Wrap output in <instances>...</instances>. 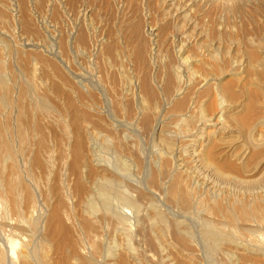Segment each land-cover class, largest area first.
Masks as SVG:
<instances>
[{"label": "rangeland", "instance_id": "374dc122", "mask_svg": "<svg viewBox=\"0 0 264 264\" xmlns=\"http://www.w3.org/2000/svg\"><path fill=\"white\" fill-rule=\"evenodd\" d=\"M171 1L168 0L166 3V0H0V58L2 60H0V76L4 74L2 77H4L8 83L7 86L10 88L9 96L13 99L14 103L9 107L7 105H2L4 103L0 101V124L6 125L7 128L11 126L9 128L15 131L19 125V127L24 129L25 136L28 138H26L27 142L23 144H18L19 142L16 141L17 144H15L17 148L21 146L18 149L19 155L16 160L19 163L18 165H21L20 169H22L24 173V178L28 174L27 177L29 179L25 178L24 181L26 183L29 182V184H27L29 187L33 185V187H31L33 189L32 192L35 194L34 196H36L34 197V199H36V211H34L36 214L33 213V217L36 216V218H39L38 216H40L38 220L39 227L43 231L47 229V217L50 213L49 210L51 211L53 206H59L63 217V223L58 227V235H55L57 238L52 246L46 247L47 245L39 244L40 242H38V239L34 240H37L32 244V247H35V256L38 255L36 256V264H80L76 260L74 261L72 258H68V254L61 249L62 245L68 243L69 245L67 244V246L72 253L77 251H79V253H86L96 251L100 241V237L98 236L99 233L94 229H87V227H85L84 220L89 216L88 214L84 215L85 213H81L84 219L81 214H79L76 197L71 194L69 195L65 191L63 192L60 186L63 182L67 183L68 181L73 182V180H75V177L67 169L66 160H63V162L61 160L64 155V158L66 154L68 155V150L66 149L68 143L67 139L69 140L70 138V132L72 131L71 123H73L74 119L78 120L80 123H84L88 120L87 123L90 124L89 127L92 125L91 129L96 127L92 129L93 131H102L104 133L101 132L103 135L107 134V136L109 135L110 137V140H108L109 142L104 141L105 139L103 136H98L99 139L97 138V140L95 138V142L94 140L92 141V139L86 141V147L88 149L87 154H89V149H92L94 153L93 160H91L93 167L101 162H106L105 164L112 168L115 167L114 169L117 172L121 171V185L116 184V186H113L114 188L111 187V189L106 190L105 195L108 197L107 203L119 208L121 204L118 202V195L115 193H118L117 191H119V188H122V186L126 188L129 181L136 184L135 186L138 187L137 189H140L138 191L142 192L143 195L145 192V195H142V197L136 193V196L141 201L145 202L146 200L151 202L150 205L152 208H148L147 210L142 208V215L140 213L141 211L139 212L138 217L142 216L141 221H136V219L131 218V216L129 218L130 222L128 221V224L130 226L127 225V228H130L128 229L129 247L132 249L131 252L135 251L134 253L136 255L133 254L137 258L135 260H129L128 258L127 264H264V254L262 253L261 255V252L257 251L259 247L263 246L262 248H264V213L259 214V219L256 217L248 218L249 220L245 222L247 224L244 223V226H238V224L236 226H228V231L235 236L237 235V238L239 237L243 243H241L242 245L237 244V247L235 244H231L229 247L228 244L224 243L221 244V248L219 247L220 249H218L217 247H212V240L214 239L213 241H215L213 236L216 235L217 232L205 225L203 210L197 204L199 200L200 203L204 204L207 200L206 198L215 199V196L216 199H219L223 197L225 195V193H223V188L228 186L231 191L234 190L235 193L238 192L239 195L243 194L240 193L243 192L242 188L229 184L225 185L219 182L214 188L207 190L208 188L198 187L195 180L193 181L195 183L191 180L190 186L194 187L196 184L197 190L195 191L199 195L197 196L196 194V201L194 200V202H192V206L183 209L175 204L174 201L168 199L166 194V179H163L164 183L162 182L163 180H161L162 184H160V182L158 183L159 185H154V183L150 181L155 170L154 166L156 167L155 164L157 163L158 153L161 151L158 136L154 131L156 126L161 123L165 124L166 122V124H170V122L168 123L167 121L173 118L168 109L172 107L173 101L165 98L160 100L159 98V107L162 111L160 113L151 114L148 120L152 130L148 125L149 123H146L147 125L145 124V117L147 116H145L144 112L142 113L140 111L138 99V86H140L143 76H147L151 87L155 89L154 91H159L162 86L160 80L162 81L166 72H164V70L168 69L167 67H169L170 64L175 63L179 56L184 57L188 53L190 55L200 53L205 59H209L208 55V57L205 56V47H202L200 51L197 45H193L191 38L188 39L185 37V34L191 32V28L187 27L189 23L194 24L198 31L200 30L201 32L203 30L200 35V40L204 41L205 39V43L214 42L215 44L216 48L213 50V53L216 58L214 57V62L212 63L213 72L215 73V79L213 81H221L222 83L225 82V84L226 82L228 84L231 83L230 85L232 87L235 85L233 87L235 91L242 90L245 87H248L251 91L254 88L260 89L259 87H262L261 89L263 90L264 0ZM170 4H172L173 9ZM175 6L176 8H174ZM181 7H183V9ZM167 8L171 9L170 12L172 14H170ZM173 10L177 11L174 12ZM175 15L182 16V19ZM180 19L185 21L183 23L188 24H183ZM173 21L175 23L177 22L176 26ZM197 22H199L198 24L200 25H198ZM132 24H136L137 26ZM185 25L187 26L185 27ZM134 26L138 28L137 32L133 33L135 37L130 30ZM148 26L155 29L157 31L155 32L158 34L156 37V51L154 50L155 54H153L150 59L146 56V58H148V64L142 67L137 63L136 53L138 48H143L145 50V55L148 54V44L150 40L149 36L143 32ZM176 31L180 32L177 33ZM174 32L175 34L177 33V36ZM129 34L132 39H130ZM159 36L160 38H158ZM215 40L221 43H215ZM181 44L185 46V50L193 48L191 51L188 50V53L187 50L185 51L186 53L184 51L181 53V51L179 52ZM157 47L160 48L158 49ZM176 48H178V51ZM194 49H196L195 52L193 51ZM116 50L119 51V53ZM248 51L258 56L252 61L255 65H260H256V71L251 70V72H249L250 69L249 71L247 70L249 66H247V64H249L247 62H250L247 60L248 57L246 53ZM167 58L171 59L170 64L168 62L169 60H164ZM172 58L174 60L176 58L175 62ZM153 59L156 60L154 61ZM121 60L124 62L123 65L126 68H124V70H126V75L128 78L130 77L131 85L129 88L125 86L126 83L119 72ZM215 68H218V70ZM261 71L263 74L258 73ZM254 72L255 74H253ZM160 73L163 76H161ZM159 76L161 78H159ZM247 81L250 82L247 84ZM29 84L32 88L31 91H28L20 100L18 96H20L22 92V87ZM251 85L253 88H251ZM29 93L31 97L28 95ZM91 94L94 100H92L93 98H89L92 97ZM42 97H45L46 100L44 98V101ZM38 98L47 102L46 104L44 103L46 106L48 105L47 110L39 108L40 106L37 107ZM16 99L19 104L15 102ZM221 100L223 101V98H221ZM238 100L235 102L236 107L229 106L230 104L227 103L228 101L223 104L230 110L232 109L235 110V112H240L242 104L245 102V97L240 94ZM260 100H262V98ZM164 115H167L165 119L163 118ZM49 117L51 118L49 119ZM15 119H17V121ZM163 119L165 121H163ZM143 120L144 122H141ZM16 124L18 125L16 126ZM13 126L16 127L14 128ZM257 129L254 134H262L264 132V127L259 126ZM128 147L133 149V151ZM44 149L45 155L43 154ZM37 150L41 152L43 159H48L49 156L52 155V160H49L50 158L47 160L48 164L49 161H52L49 164L52 168L49 165L45 170L34 167L32 162L37 154ZM131 152L133 154H131ZM94 159L96 161H94ZM98 161L99 163H97ZM171 161L174 162L173 159ZM8 164L9 163H6V165H4L3 177L5 174L11 175V172L8 173L10 171V166ZM49 167L51 171H46ZM7 177L11 178L12 176ZM251 189L254 190L253 192H257L256 194H258L259 189V193H261V190L264 189V182L244 191L250 193L252 192ZM23 191L21 190L19 192V198L21 203L24 204L23 197H25V191L24 193ZM220 194L222 195L220 196ZM199 197L201 199H199ZM202 200H204V202H201ZM2 201L1 199L0 221L3 219V216H5L4 209L2 211L4 207V202ZM194 203L197 205H194ZM145 213H150L148 215H151L154 221L158 222L154 228H150L148 223L149 216ZM157 214L159 217H157ZM144 216L148 217L145 218ZM161 219L164 221L163 226L165 228L164 233L158 235V229L162 226V222H160ZM176 222L178 223L176 225H178L182 231L186 232V239L184 241L180 242V239L178 240L177 237L175 238L173 226ZM164 223L167 224L165 225ZM231 227H233V230ZM248 228H250V230ZM154 229L158 237L154 233ZM6 232L8 231L0 226V248H6L7 250V255L9 256L5 259L7 264H19L18 252L22 247L21 242H23V240L17 238V236H11L9 232ZM150 232L154 234L152 233L153 235H151ZM214 232L216 233L214 234ZM210 233H212V235ZM210 237H212V239ZM103 238V241H107V245H105L104 242L102 246H109L110 248L108 247V250H112L113 255L110 254L111 251L109 252L107 250V253L106 248L100 246L99 253L98 251H96L97 253L95 252L98 255L97 264H103V262L106 261L110 264H121L122 261H120L121 259L119 258L123 256V254L127 257V252L125 251L123 253L124 250L122 249V247L125 246L123 243L125 238L123 236L114 237V235L110 233L108 236H101V239ZM109 238L110 241H112L111 243ZM119 239L123 241L120 242ZM113 241H116V244ZM158 242L164 246L162 250H159ZM163 243L165 245H163ZM101 248L105 250L102 251ZM223 248L228 249L231 253L233 252L235 256L226 253ZM22 249L23 248H21V250ZM103 252L105 254H103ZM5 260L3 261L4 264H6Z\"/></svg>", "mask_w": 264, "mask_h": 264}, {"label": "bare ground", "instance_id": "6f19581e", "mask_svg": "<svg viewBox=\"0 0 264 264\" xmlns=\"http://www.w3.org/2000/svg\"><path fill=\"white\" fill-rule=\"evenodd\" d=\"M167 1L168 0H166V3H167ZM171 3H172V1H171ZM172 4H170L171 8H172ZM178 4H180V3H178ZM167 5H166V7H167ZM183 7H185V6H183ZM183 7H181V8L183 9ZM162 8H163V6H162ZM174 8H176V6ZM170 10L171 9L169 8L168 11L170 12ZM179 10H178V12H179ZM173 11L176 12L177 10L176 11L173 10ZM170 14H172V13L170 12ZM186 15H187V13H186ZM175 16H177V15H175ZM184 18H186V17H184ZM186 19H188V18H186ZM171 20H173V19H171ZM174 20H176V19H174ZM184 20L183 21L181 20V22L182 23L185 22ZM186 22H188V21H186ZM176 23H175V26H176ZM178 23H179V21H178ZM198 23L199 22H197V24ZM183 24H188V23H183ZM132 25H136V24H132ZM198 25H200V24H198ZM136 26H134V27H132V29H130L132 31L133 36H134L133 33L137 32V29H138ZM186 26L187 25H185V27ZM187 27L191 28V32H189L188 34H185V37H187L188 39L191 38L193 41V45H197V47L200 48V51L202 50V47H205L204 48L206 51L205 56L206 57L209 56V59L208 58L205 59V57H203V55H201L200 53L190 55L188 53V50L191 51L193 47L191 49H188V50L186 49L187 53H188V54H186V56H184V57L179 56V58H177L176 62H175L176 58H175V60L172 58V60H174V62H175V63H172L173 65L170 64L171 59H168V58L164 59L165 61L169 60L168 62L171 66L169 65V67H167L168 69L164 70V72L166 71L164 76L160 73V75L163 76V78H162V81L160 80V82L162 83V86L160 85L161 89L159 91H154L155 89H153V87H151L147 76H143V78L141 80L142 82H141V84L139 83L140 86H138V99H139V107H140L139 109L142 113L144 112L145 116H147V117L144 116L145 120H146L145 124L149 123L148 120L150 119L151 114L160 113L162 111L161 108L159 107L160 106L159 98H160V100L162 98H165L167 100L173 101L172 107L170 109H168V110H170L169 113L171 114V116L173 118L172 120H170V118H169L170 121H167L168 123L170 122V124L168 125V124H166V122H165V124L161 123L158 126H156V129L154 131V132H156V134L158 136V142H159V146L161 145V151L158 153L157 163L155 164L156 167L154 166L155 170H154V172L150 178V181H152L154 183V185H156V184L160 183L161 180L166 179L167 180L166 194H167L168 199L171 201H174L175 204L179 205L183 209L187 208L188 206H192V202H194V200L196 198L195 196L197 193L195 190H197V188H196L197 186L203 187V188L206 187V188H208L207 190H209L211 188H214V186L220 182V183L225 184V185L229 184V185H234L235 187L238 186V187L242 188L243 192H240V193H243V194L239 195L238 192L235 193L234 190L231 191L229 189L230 188L229 186L228 187L225 186L226 188H223L224 189L223 193H225V195L223 197L216 199V197L213 195L215 199L206 198L207 200L204 204L200 203V200H199V202L197 201L198 203L196 202L199 205V207L203 210V213L205 216L204 221L206 223L205 225L214 229L217 232V234H216L217 236L216 235L213 236V238H215V241H213L214 239L212 240V247H217L218 249H220L221 244H224V243L228 244V246L231 244H235V246L237 247V244L242 245L241 243H243V242L241 241V239H239V237L237 238V235L235 236L233 233L228 231L227 227L228 226H234V225L236 226L237 224H238V226L239 225L244 226V223L247 220H249L250 217L258 218L260 213H264V189L261 190V193H259L260 190L258 189V191H259L258 194H256L257 192H253L254 190H252V189H251L252 192H250V193L248 191H244V190H249L250 188L254 187L255 185H258V184H261L264 182V134H263L264 132L262 134H259V133L254 134L257 127H259V126L264 127V100H263L264 99V89L262 90L261 89L262 87H259L260 89L254 88L255 90L253 89L251 91L248 89V87L247 88L245 87V85H246V82H245V85H244L245 88H243L242 90H239V91H235V90H233V87L235 85L232 87L230 85L231 83L228 84L226 82V84H225V82L222 83L221 81H216V82L213 81L215 79V73L213 72L214 69L212 68V63L214 62V57H215V55L213 53V50H215V48H216L215 44H214V42L213 43H211V42L205 43V39H204V41L200 40L201 39L200 35H201V32L203 31L202 27H201L202 28L201 32H200V30L198 31L196 29L195 25L192 23L191 24L189 23ZM198 27H200V26H198ZM155 31L156 30L153 29L151 26H148V27H146V29L143 30V32H145V34L149 36L150 43L148 44L149 47L147 46L148 47V54H146V55H145V50L143 48L137 49V53H136L137 63L142 67H144L148 64V58H146V56L149 57V59H150V57L153 54H155V51H156L155 47H156V42H157L156 37L158 35L156 33L157 31L156 32ZM158 32H159V30H158ZM178 32H180V31H178ZM181 33H183V32H181ZM174 34H175V32H174ZM212 36H214V35H212ZM129 37H130V34H129ZM180 37H181V35H180ZM182 37H184V36H182ZM158 38H160V36ZM172 38H174V37H172ZM130 39H132V38L130 37ZM209 41H210V39H209ZM215 41H216L215 43L220 42V41L218 42V40H215ZM182 45L183 44H181V46L179 47V52L181 51V53H182V51H184V52L186 51L185 46H182ZM186 47H187V45H186ZM220 47H221V45H220ZM218 48H219V46H218ZM177 49L178 48H176V50ZM247 49H249V48H247ZM195 50L196 49H194L193 51L195 52ZM251 51H248L246 53L247 57H248L247 60L250 61V62H247V63H249V64H247V66L249 65L248 69H247L248 71L250 69L249 72H251V70L256 71L257 66H260L258 64H256L257 65L256 66L254 63H252V61L255 58H257L258 56L254 55L252 53L253 51L252 52ZM117 52L119 53V51H117ZM159 52H160V50H159ZM178 54H180V53H178ZM127 57H129V56H127ZM164 58H166V57H164ZM0 60H1V58H0ZM153 60L155 61L156 59H153ZM1 61H0V72H1ZM158 61H159V59H158ZM123 63L124 62L122 61L119 65V72L121 74V77H123V79L126 83L125 86H127L129 88L131 85V81L129 79L130 77L128 78V76L126 75V72H125L126 70H124L125 67H124ZM244 66H245V64H244ZM216 70H218V68ZM164 72H162V73H164ZM216 72H218V71H216ZM144 73H146V72H144ZM258 73L263 74L262 71L258 72ZM253 74H255V72ZM3 75L4 74H2V76ZM2 76H0V101H2V103H4L2 105H5V106L7 105L10 107V105L12 106L14 104L13 99H11V97L9 96L10 88L7 86L8 83H7L6 79ZM137 77H139V76H137ZM159 78H161V77L159 76ZM140 79H141V77H140ZM249 82L247 81V84ZM242 85H243V83H242ZM254 87H255V85H254ZM251 88H253V86ZM256 88H258V87H256ZM31 89L32 88H31L30 84L22 87V92L20 93V96H18V98L19 99L23 98L24 95L28 91H31ZM30 93L28 94L29 96H30ZM240 94H241V96L245 97V102L242 104L240 112H235V110H232V109H231L232 110L231 111L228 107H225V104H223V103L227 102V101H228L227 103L230 104V105L228 104L229 106L236 107L235 102L238 100ZM91 96H92V94H91ZM36 97H39V96H36ZM32 98H34V97H32ZM42 98L44 100L45 97H42ZM89 98L91 99V98H93V96L89 97ZM221 98H223V101L221 100ZM261 98H262V100H260ZM33 100H35V99H33ZM45 100H46V98H45ZM92 100H94V98ZM17 101L18 100L16 99L15 102H17ZM44 101H42L40 99L37 100V107L40 106L39 108L47 110L48 105L46 106L45 104L47 102H44ZM238 102H239V100H238ZM166 103H167V101H166ZM20 108H22V107H20ZM20 111H19V113H20ZM164 111H165V109H164ZM143 115H141V116H143ZM165 116H167V115H164V117H163L164 119H165ZM22 118H23V116H22ZM50 118L51 117H49V119ZM164 119H163V121H165ZM15 120L17 121V119H15ZM4 121H5V119H4ZM87 121L84 123H80V122H78V120L74 119L73 123H71L72 124V131L70 130L71 135H70L69 140L67 139L68 143H67V148H66L68 150V155L66 154L65 158H64V156H65L64 155L63 156L64 159L61 158V160H62V162H63V160H66L67 169L75 177V180H73V182L72 181L71 182L68 181L67 183L63 182L62 185H60L62 188L61 190H63V192L65 191L69 195L71 194V195H74L76 197L77 203H78V211L80 213L78 211L77 212L79 214H81V213H83V214L85 213L84 215L88 214L89 217H87V219H85L82 216L83 214H81V216L85 219L84 224H85V227H87V229L88 228L94 229L97 233H99L98 236L100 237L99 238L100 241L97 245V250H96V251H98V253H99L100 246H102V244L105 242V241H103L104 238L101 239V236L105 237V236H108L110 233L111 235H114V237L123 236L125 238V240L123 242L125 246L122 247V249L124 250L123 253L125 251L127 252V257L125 256V254H123V256L120 255L122 258L120 257L119 259H121L120 261H122L121 264H123V263L127 264L128 258H129V260H135L137 258L135 256L136 254L134 253L135 251L131 252L132 249H130V247H129L130 243L128 241V229H130V228H127L128 227L127 225H129L128 224L129 218L131 216V218L136 219V221H138V220L141 221L142 216L138 217L139 212L141 211L140 213L142 215V210H141L142 208H144L145 210H147L148 208H152V206L150 205L151 202H148L146 200H145V202L141 201L136 196V193H138V195H140L142 197V195H143L142 192L138 191L140 189H137L138 187L135 186L136 184L129 181L127 183L126 188H124L125 186L124 187L122 186V188L120 187L119 191H117L118 193H115L118 195L117 196L118 202L121 204L119 206V204L117 202L119 208L117 206H112V205H109V203H107L108 197H106V195H105L106 190L111 189V187L116 186V184L121 185L120 184V183H122L121 182L122 178L120 177L121 171L117 172L114 169L115 167L112 168L111 166L105 164L106 162L99 163V161H98L97 163H99V164H97V165H95L96 163L94 162L95 166L94 167L92 166L91 160H93L94 153H93L92 149H89L90 150L88 152L89 154H87L88 149L86 147V141H89L91 139L93 141L95 138L97 140V138L99 139L98 136H101V137L103 136L105 139L104 141L109 142L108 140H110L109 139L110 137H109V135L107 136V134L103 135L104 133L102 131L101 132L103 134L101 132H99L98 130L93 131L92 129H95L96 127L91 129L92 125H91V127H89L90 124H88ZM21 122H23V121H21ZM90 122H91V120H90ZM141 122H144V120ZM85 123H87V124H85ZM94 124H95V122H94ZM17 125L18 124H16V126ZM146 125H145V127H146ZM148 125L151 128L150 123ZM9 127H11V126H8V128ZM8 128L6 127V125L0 124V198L3 200L2 202H4L3 203L4 207L2 208V211L4 209V214H5V216H3V219H1V221H0V226H1V228L8 231L9 235L15 236V237L17 236V238H21V240H23V242H24V243L21 242L22 243L21 248H23V249L21 250V248H20V250L18 252V255H19V257H18L19 262L18 263L19 264H36V262H37L36 256H38V255L35 256V247L33 248L32 244H33V242L35 243L37 240L36 241H34V240L38 239V242H40L39 244L47 245L46 247L52 246L54 244L56 238H57L55 235L58 232L57 231L58 227L60 224L63 223V217H62V214L60 212L59 206H57V205L53 206L52 205L53 208L50 207L51 211L49 210L50 213L48 212L49 216L48 217L46 216L47 217V222H46L47 223V227H46L47 229L43 231L39 227V223H38L39 221L38 220H39L40 216H38L39 218H36V216L33 217V213H35L34 211H36V204H35L36 199H34V197H36V196H34L35 194L32 192L33 189L31 188V187H33V185H31L29 187L27 185V184H29V182L26 183L24 181L25 178H28L27 177L28 174L24 178V173H23L22 169H20L21 165H18L19 163L16 160V159H18L17 157L19 155L18 149L21 147V146L19 147V145H18L19 148H17V146H16L17 142H19L18 144H21V143L23 144V143L27 142L28 138L25 136L24 129L19 127V125L17 126L16 131L13 129L11 130L10 128L8 129ZM96 140H94V142ZM23 150H24V148H23ZM130 150L133 151V149H130ZM44 151H45V149L43 150V154L45 155ZM131 154H133V153L131 152ZM41 155H42L41 152L39 150H37V154L35 155L32 163H33L34 167H36L40 170H45L46 168H48V165L52 162V161H49V164L47 162V160L49 158H50L49 160H52L51 159L52 155L49 156L48 159H43ZM49 155H50V153H49ZM172 159L174 160V162L171 161ZM94 161H96V160L94 159ZM6 163H9L8 165L10 166V171L8 173L11 172V175L10 174L6 175L4 173L5 176L3 177L2 173L4 172V165H6ZM9 166H8V168H9ZM49 166L51 167V165H49ZM5 167H7V166H5ZM50 167L46 171L50 170ZM7 176H9V177L12 176V177L8 178ZM191 180H192V182L195 180L197 186H195L196 184L195 185L193 184L194 187L190 186ZM152 182H149V183L153 184ZM162 182L164 183V180ZM162 182L160 184H162ZM195 182H193V183H195ZM34 183H35V181H34ZM162 187H163V185H162ZM198 189H200V188H198ZM21 190L25 191V197H23L25 199V200L23 199L24 204L21 203L20 198H19L20 197L19 192ZM242 190H240V191H242ZM24 191H23V193H24ZM64 195H65V193H64ZM144 195H145V192H144ZM198 195L199 194H197V196ZM221 195L222 194H220V196ZM199 199H201V198L199 197ZM201 202H204V200H202ZM197 204L194 203V205H197ZM4 214H2V215H4ZM38 214H39V212H38ZM145 214L148 215L150 213H145ZM148 216H144V217L145 218L148 217V220H149L148 223H149L150 228H154V226L158 222L154 221V218H152L151 215H148ZM157 217H159L158 214H157ZM138 218H140V219H138ZM160 222H162V226H160L158 229V235H162L164 233V228H165L163 226V222H164L163 219H161ZM164 224L166 225L167 223H164ZM176 224H178V223L176 222L173 226V233L175 235V238L177 237L178 240L180 239V242L184 241L186 239V232L182 231L180 229V227ZM245 224H247V223H245ZM256 224H258V223H256ZM231 228L233 230V227H231ZM248 229L250 230V228H248ZM8 232H6V233H8ZM216 232H214V234ZM152 233H151V235H153L154 233L156 234L157 232L154 229V233L153 234ZM234 233H235V231H234ZM210 234L212 235V233H210ZM6 236H8V235H6ZM156 236H157V234H156ZM210 238L212 239V237H210ZM114 240H115V238H114ZM119 240H120V242L123 241L121 239H119ZM109 241H110V238H109ZM111 242L112 241H110V243ZM113 242L115 243L116 241H113ZM67 244L62 245L61 249L63 250V252H66L68 254V258H72V260H74V261L76 260L80 264H97V259H98L97 256L98 255L96 254L97 253L96 251H92V252L90 251V252H86V253H84V252L82 253L81 251H80L81 253H79V251H77V252L72 253V252H70V249L67 246ZM115 244H114V246H115ZM157 244L159 245V248H160L159 250H162V247H164V246H162V244L160 242H158ZM105 245H107V241L105 242ZM105 245L102 247H105ZM163 245H165V244L163 243ZM257 245H258V243H257ZM243 246H241V247H243ZM259 246H261V245H259ZM60 247H61V244H60ZM108 247L109 246L105 247L106 252L110 248V247L109 248ZM111 247H113V246H111ZM262 247L257 248V251L261 252V255H262V253L264 254V248H262ZM214 249H216V248H214ZM104 250L105 249H102V251H104ZM223 250L226 251V253H230L233 256H235L234 253L233 252L231 253L230 251H228V249L223 248ZM102 251H101V253H102ZM110 251H111L110 254H112L113 251L112 250H110ZM248 251H250V250H248ZM103 254H105V253L103 252ZM103 254H102V256H103ZM7 256L8 255H7L6 248H4V249L0 248V264H4L3 261L5 259H7ZM107 256H109V255H107ZM168 257H170V256H168ZM168 257H165V258H168ZM105 259H106V257H105ZM227 259H228V257H227ZM138 261H139V259H138ZM134 262H136V261H134ZM5 263L7 264L6 260H5ZM103 264H110V263L108 261H106V262H103Z\"/></svg>", "mask_w": 264, "mask_h": 264}]
</instances>
